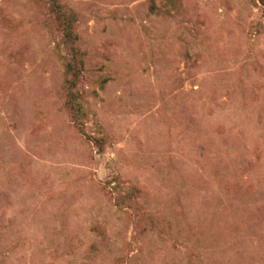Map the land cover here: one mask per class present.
<instances>
[{"label":"rangeland","instance_id":"rangeland-1","mask_svg":"<svg viewBox=\"0 0 264 264\" xmlns=\"http://www.w3.org/2000/svg\"><path fill=\"white\" fill-rule=\"evenodd\" d=\"M59 2L83 133L45 3L0 0V264H264V6Z\"/></svg>","mask_w":264,"mask_h":264},{"label":"trees","instance_id":"trees-1","mask_svg":"<svg viewBox=\"0 0 264 264\" xmlns=\"http://www.w3.org/2000/svg\"><path fill=\"white\" fill-rule=\"evenodd\" d=\"M43 1L48 9L49 21L48 26L51 31L58 34L61 43L64 46L66 56L64 57V81L61 87V95L71 120L77 130L84 132L83 108L81 104L82 95L80 92V83L84 73V53L80 50L79 36L76 32L75 25L77 17L75 13L67 10L59 0H34ZM264 6V0H257ZM154 2L151 4V11H155ZM94 144L101 148L102 139H91ZM115 191V188L112 189ZM137 189L124 194H116L114 203L119 209H128L137 220L139 227H154V221L146 216L141 207L136 202ZM144 223V225H142Z\"/></svg>","mask_w":264,"mask_h":264}]
</instances>
